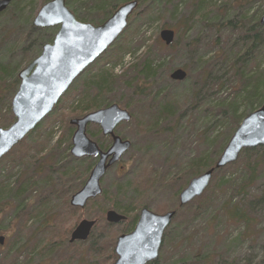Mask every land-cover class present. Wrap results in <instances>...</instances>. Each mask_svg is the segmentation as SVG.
<instances>
[{"label": "rangeland", "instance_id": "374dc122", "mask_svg": "<svg viewBox=\"0 0 264 264\" xmlns=\"http://www.w3.org/2000/svg\"><path fill=\"white\" fill-rule=\"evenodd\" d=\"M179 1L183 2L180 7L182 14L187 13L196 0H170L163 8L171 10V5ZM209 1H212L213 5L216 4V8L222 5V0ZM241 1L244 3L242 9L249 10L250 15H253L254 18L260 16L261 22L264 15V0ZM71 2L67 3L70 10L74 13V9L81 6L83 14H87V7L92 4L91 0H71ZM45 3L44 0H23L17 5L10 4L7 8L10 9L2 12L3 16L0 17V66L9 65L12 67L22 64L20 61L26 48V51L33 53L37 41L34 36L31 37V25L35 28L33 31L38 37L46 38L47 43L53 41L59 26L38 28L33 24L36 14ZM85 6L87 7L85 8ZM137 10L134 13L138 12ZM215 12L216 10L209 12L211 14L209 21L215 19L213 18L216 15ZM132 15L123 34L89 67L88 71H85L77 79V82H74L75 84L61 98V103L56 105L57 109L55 107L26 140L35 147H39L41 141L47 143L45 150L39 153L37 150L32 151L35 164L30 163L26 168L16 167L13 161L20 154L18 147L13 148L14 152L9 158L5 159V155L0 161V236H5L4 245H0V264H109L112 261L109 255L111 252L109 245L113 238L119 235L122 225L110 226L105 216L100 219L99 214L106 213L115 204L127 207L130 201L138 196L143 197L142 201L144 202L138 207V216L144 206L158 214H164L176 206L182 208L176 212L171 225L164 232L158 257L161 262L174 264L183 258L190 262L189 258L193 252L203 250L204 253L213 255L215 264H264V205L257 202L256 206L248 208L249 202H255L256 198L263 194L264 174L247 190L248 194L243 196L232 189V186L236 187L242 183L241 180H244L242 178L244 172L240 169L241 165L235 164V166L228 167V164L223 169L214 171L209 186L202 194L203 196H200L201 200L194 202L192 207H187L192 201L180 206V193L194 178L189 173V160L197 159L199 156H209V158L212 156L211 160H213L212 158L216 156L215 152L219 149L223 150L229 142V139L226 142L225 139L229 134L231 124L222 121V118L216 113L211 115L209 110L207 111L209 103L206 101L210 100L211 105H221L228 98L231 101L232 93L238 85L234 83L236 80L233 82L231 79H227L224 80L225 83L223 82L224 87L221 85L214 87L213 85L209 87V91L207 89L198 90L200 85H195L193 79L177 82L171 79L170 74L178 67H186L189 53L193 52L192 43L194 40H196V52H205V60H210L223 53L233 55L234 43L238 39L239 33H234L232 29L228 28L229 26L221 27L218 30L216 27L199 26L200 22H197L185 35L183 34V40L178 43L176 48H167L170 45H166L160 38V32L163 29L172 28L169 23L171 19L166 16L155 19L154 22L145 24L137 34L136 32H132V34L129 30L135 23V17ZM233 20L236 21V18ZM262 26L264 33V24ZM24 34L29 36L28 40H21V36ZM126 36L129 39L127 48H125V58L121 56L122 65L126 66L132 58L145 61L149 59L155 61L157 65L161 64L158 72L159 83L154 88V90L159 88L158 94H160L157 100L172 105V99H176L178 105L177 107L172 105V107H174L178 118H173L172 122L168 120L162 123L158 130L149 131L145 123L148 97L134 92L138 82L133 85L124 84L123 81L114 83L108 98H112L113 104H118L121 108L128 110L132 116L130 121L120 123L115 129V133L130 140L132 146L122 156L120 163L110 168L101 180L103 194L91 200L85 210L75 212L76 217L82 216L81 219H98L92 235L86 242L70 244L68 240L71 231L67 235L65 244H62L63 239L61 238L64 237L63 233L67 234V231L64 229L65 224L63 225L61 216L58 218L59 216L56 214L64 213L66 208L63 207L64 194L68 195L64 190H68L69 186L63 184L60 176L64 174L65 170L76 171L79 174L84 173L88 164H92L93 167L95 163L94 158L77 159L70 152L72 135L75 131L70 120L79 116L71 114L68 107L74 93L81 87L84 76L99 71L104 65H107L105 61L113 65L118 63L116 72H120L122 65L120 66L119 63L121 61L116 62V58L111 53L120 41L126 39ZM219 60L213 58L215 63ZM24 67V65L20 67L17 75ZM258 67L259 74L264 75V41L262 55L252 65L249 64L246 70L253 71L252 69ZM187 75L190 77L189 72ZM194 75L192 73V77ZM139 83L141 87L147 85L144 81H139ZM169 90L172 97L166 95ZM185 94L189 96V99ZM208 95L209 98H207ZM152 98L153 96L148 100ZM211 105L210 107L216 109ZM1 112L2 115L7 114V106ZM99 129L101 130L98 125L90 124L87 127L88 136L98 143L105 141L110 144L109 138L102 132L99 133ZM169 130H173L174 133H169ZM51 134H53L52 137ZM59 142L61 144L58 146ZM241 160L240 156L237 162ZM41 164H43L42 167H39ZM34 169H40L38 170L40 173L37 172L36 177L31 176L35 172ZM206 171L204 170V172ZM204 172H200L199 175ZM88 175L89 173L85 174L84 179ZM223 175H227V177L223 178ZM24 180L32 182L30 184L32 187L18 196L21 201L23 200V203L29 205L28 211H31L32 215L31 220H28L27 223L25 216L15 218L16 196L13 195L9 198L6 195L9 183L15 192ZM230 181H234L230 188L217 187V184ZM78 182L80 181L77 180L76 183L78 184ZM130 182L132 184L131 188L128 187V196L127 193L123 196L120 189L125 191V186ZM8 201L14 205L13 209L5 205ZM202 204H205L204 209L197 213L196 208ZM231 204H240L246 209L248 222H240L229 217L228 209ZM1 206H4V209H1ZM40 209L46 211L43 216V213L41 214L44 219L43 224L52 226L46 229L42 224L45 233H48L44 238L42 235L35 237L26 231L27 225L34 226L36 224L37 216L35 214H38ZM56 210L57 213L53 214V211ZM138 216L131 230L134 229ZM28 237H31V240L26 244ZM19 242H22L23 245L26 244V247L20 251H15V248L12 250L13 245ZM58 243H61L62 247L56 249L55 247L59 246ZM100 246L102 248L98 252Z\"/></svg>", "mask_w": 264, "mask_h": 264}, {"label": "trees", "instance_id": "16d2710c", "mask_svg": "<svg viewBox=\"0 0 264 264\" xmlns=\"http://www.w3.org/2000/svg\"><path fill=\"white\" fill-rule=\"evenodd\" d=\"M49 0H44V2H47ZM130 0H91L92 4L87 7V14L81 13L82 8L81 6H77V8L74 9V14L76 17L84 22H91L95 25L102 24L111 14L115 11L118 5L121 3L127 2ZM139 1V7L138 12L134 13L132 16L135 17V23L133 24V27L130 28V33L136 32V34L140 31V29L147 23L154 22L155 19H161L164 16L171 19L169 22L171 24V29H173L176 33L175 40L170 46H165L167 48H176L179 42L183 40V37L186 32L191 29L192 25L196 24L197 22H200L199 26L209 27L213 28L216 27L218 30L221 27L229 26L228 28L232 29L235 32L239 33L238 39L234 43V54L229 55L223 53L222 55H216L213 58L220 59L219 62L215 63L213 62V58L210 60H205L206 53L204 52H196V40L192 43V49L189 53L188 59H187V65L186 67L182 68L185 71L187 70L190 73V77L186 79L194 80L195 85H200L198 90L200 89H207L209 91V87L218 86L221 85V87H224V80L231 79L237 86V88L233 91L232 95L233 98L230 101V99H226V102L221 103V105H211L210 100L206 101L209 103V106L206 108L207 111L212 114L216 113L218 116L222 118V121L230 123L231 128L229 129V134L225 139V142L232 137L235 130L238 128L244 117H246L249 113L257 110L262 106L264 103V75H260L259 67L257 69H252L253 71H250L249 69L246 70V68L254 63L255 60H257L262 55L263 50V41H264V33H263V26L260 22V16H256L254 18L253 15H250L249 10L242 9L244 6V3L241 0H222V5H219L218 8L215 7L216 4L213 5L212 1L209 0H196L194 1L193 5L190 6L187 13L180 12V7L182 5V1L177 2L176 4L171 5V10L164 9L163 7L170 2V0H138ZM23 0H12L11 4H19L22 3ZM67 3H72L71 0H67ZM143 4H145L143 6ZM185 4V3H184ZM183 4V5H184ZM143 6V7H142ZM142 7V8H141ZM140 8V9H139ZM163 8V9H162ZM10 9V8H9ZM7 9V10H9ZM6 10V11H7ZM216 10V15H212L213 18H215L212 21H209V12H213ZM164 11V14H163ZM5 12V11H4ZM3 12V13H4ZM3 13L0 14V17L3 16ZM163 15V16H161ZM179 15V17H178ZM230 16H232L230 18ZM236 16V17H235ZM228 18V20H227ZM233 18H236V21L233 20ZM161 21V20H160ZM200 28V27H199ZM35 28L31 25L30 34L31 37H35L36 45H34L33 53H30L29 51H26L23 53V56L21 58V63L18 66H9V65H1L0 66V127L7 128L10 125L13 124L15 121L14 116L12 115L10 101L12 100L14 94L16 93L20 80L18 78L17 72L20 69L22 65L27 66L34 58L38 56V53L41 52L43 45L47 43L46 38L38 37L34 33ZM132 33V34H133ZM184 34V35H183ZM183 35V36H182ZM128 36V35H127ZM125 37L126 39L124 41H120L112 50L111 55L116 58L117 61H121V56L124 57L126 55V49L127 48V41L129 38ZM28 40L29 36L24 34V36H21V40ZM124 39V38H123ZM34 40V39H32ZM34 40V41H35ZM202 51V50H201ZM147 54V53H146ZM125 58V57H124ZM123 61L119 63L121 66ZM105 64L99 71H95L91 74H87L84 76V79L82 81L81 87L76 90V95L74 93V96L71 99L70 106L68 109L70 110V113L82 117L85 114L96 111L99 109H102L104 107H107L111 104L112 98H108L109 93L113 89V85L116 82H122L128 85H133L135 82H138L137 87L135 88L134 92L137 94H140L142 96H145L147 98V109L146 114L147 118L145 119L146 128L149 131L158 130L159 127H161V124L164 122H167L168 120L172 122L173 118H178V115L176 114V111L173 106L178 105V101L176 99H172L173 104L169 103H161L158 98V89L154 90L155 86L159 83V75L158 72L161 68V64H155V61L153 60H141L138 58H132L128 63L122 65L120 72L117 73V64L115 63L110 64L105 61ZM179 68V67H178ZM89 69V68H88ZM88 69L86 71H88ZM186 71V72H187ZM187 72V74H188ZM192 73L195 74L194 77H192ZM252 74H255L254 76ZM264 74V72H263ZM6 78H5V77ZM5 80L3 81V79ZM185 79V80H186ZM223 80V81H222ZM3 81V82H2ZM78 80H76L77 82ZM139 81H144L147 83L143 87L140 86ZM222 81V82H221ZM180 82V81H177ZM224 82V83H223ZM6 83V84H5ZM75 84V83H74ZM147 92V93H146ZM209 93V92H208ZM168 97L171 96V91L169 90V93L166 94ZM176 95V93H175ZM186 97L189 96L185 94ZM235 95V96H234ZM170 97V98H171ZM209 98V95L208 97ZM62 100V99H61ZM61 100L58 104L61 103ZM205 103V102H204ZM187 104V103H186ZM216 107L214 109L213 107ZM7 106V114L2 115L1 111L4 109V107ZM57 109V106L56 108ZM145 109V108H143ZM143 111V110H142ZM9 114V115H8ZM170 126V124H168ZM40 126V125H39ZM38 126V127H39ZM37 127V128H38ZM36 128V129H37ZM35 129V130H36ZM174 129V128H173ZM34 130V131H35ZM34 131H32L24 140H22L16 147H18L20 154L16 156L15 160L13 161L14 165L16 167H23L26 168L29 166L30 163L35 164L34 157H32V151L37 150L38 153L42 150H45L47 147V143L45 141H41L39 147L33 146L30 142L26 141L28 137H30ZM170 131V130H169ZM101 130L99 129V133ZM169 133H174L173 130H171ZM54 134V133H53ZM51 134V137L53 136ZM97 142V141H96ZM98 143V142H97ZM61 144V142L58 143V146ZM99 146L106 150L109 147L108 142H100ZM226 146V145H225ZM225 148V147H224ZM224 150V149H223ZM220 149L216 151V156L212 158L207 157H198L193 158L189 160V173H191V176L196 177L200 174V172H204V170H208L209 168L213 167L218 160L219 156L221 155L222 151ZM14 152V149H12L5 157L9 158ZM242 157V160L239 162H235L233 164H229V166H232L235 164L241 165L242 172H244V180H241L240 184L238 186H232V189L235 190L237 194H241L245 196L248 194V189L252 187L256 181L264 174V146L254 148V149H245L242 154L240 155ZM34 162V163H33ZM43 164H41L42 167ZM94 166V164H93ZM92 164H88L85 168L84 173L79 174L76 171H68L65 170L64 174H61L60 179L63 180V184L68 185V190H64L65 193H68V195L64 194V206L66 207L64 209V213L59 214L57 217L60 218L63 221L64 229L67 231V234L64 235L61 243L65 244L67 240V235L74 230V228L78 225V223L82 220V216L76 217L75 212L76 211H83L80 208H73L71 205H69V198L79 191L83 185L85 184L86 179H84L85 174H90L92 170ZM223 169V168H222ZM40 170V169H38ZM37 169H34V173L31 174V176L36 177L37 172L40 173ZM43 171V170H42ZM89 176V175H88ZM223 178H226L227 175H223ZM78 184L76 183V181ZM82 180V181H81ZM234 181L230 182H223L219 185L217 184V187L221 188V186H225V189L230 188L232 183ZM30 184L32 182H29V180H24L21 182L20 188L16 189L15 192L12 190V187L10 183L7 185V196L10 198L13 195H15V202H16V216L15 218H20L21 216H25L27 218L26 223L28 220H31L30 212L28 211V203H23V200H20L19 195L23 194L25 190L27 191L32 187ZM132 182L130 184H127L126 190L122 191L123 196L127 193L128 196V187L131 188ZM216 187V188H217ZM235 187V188H234ZM133 189V187H132ZM263 194L256 198L255 202H249L248 208H252L257 205V202L260 204L262 203L264 205V189ZM203 196V195H202ZM204 198V197H203ZM143 197L138 196L127 205V207L120 206L118 204L112 205L113 209H116L118 212L126 215L128 217V223L126 224V229L124 231H129L133 227L136 219H137V212L138 207L144 203ZM198 200H201V197H198L195 201H192L187 205V207H192L194 202H197ZM7 206H10L11 204L9 201L5 204ZM4 205V206H5ZM4 206H1V209H4ZM147 207V206H144ZM205 204H202V206H199L196 208V212L200 213L204 209ZM241 207V208H240ZM67 209V210H66ZM180 209L179 206L173 207L171 210H176L178 212ZM38 214H35L37 216V221L34 226H26V231L29 232L31 235L37 237V236H47L48 233H45V227L46 229L52 226H45L46 224H43L44 219H42V216L46 211L40 209ZM3 211V210H2ZM43 213V214H42ZM42 214V216H41ZM229 217L237 220V221H245L248 222V217L246 214V209L242 207L240 204H231L228 209ZM105 216V213L99 214V218L103 219ZM76 217V218H75ZM67 218V221L65 222V219ZM75 218V219H74ZM130 222V223H129ZM43 224V227H42ZM63 229V230H64ZM31 240V237H28L27 243ZM44 242V241H43ZM69 242V240H68ZM115 242V237L111 241L109 246H113ZM61 243H58V247L60 248L62 246ZM26 244H22V242H19L16 245H13L12 250L20 251L24 249ZM49 244V243H47ZM111 247H109L110 249ZM112 251V249L110 250ZM190 262H188L187 259H182L180 261H176L174 264H215V258L213 255L204 253L203 250H196L193 252L190 256ZM149 264H169L166 262L153 261Z\"/></svg>", "mask_w": 264, "mask_h": 264}, {"label": "water", "instance_id": "95a60500", "mask_svg": "<svg viewBox=\"0 0 264 264\" xmlns=\"http://www.w3.org/2000/svg\"><path fill=\"white\" fill-rule=\"evenodd\" d=\"M11 1L0 0V14L7 10ZM138 7V0L124 2L102 24L95 25L79 20L68 7L67 0H49L41 6L33 21L34 26H59V30L53 41L45 43L40 54L18 73L20 84L11 100L15 121L7 128L0 127V161L39 126L73 83L123 34ZM261 23L264 24V15ZM175 36V31L170 28L160 32V38L166 45H171ZM170 77L174 81H184L187 72L176 68ZM131 119L128 110L111 104L70 120L75 127L71 154L77 159H97L83 187L71 196L73 207L84 208L89 201L102 194L101 180L132 146V142L117 135L115 129ZM90 124L99 125L104 136L112 137L107 150H102L88 136L87 127ZM260 146H264V103L244 117L215 166L192 178L181 191L180 206L205 192L215 170L235 163L243 150ZM175 215V210L158 214L147 207L141 209L133 231L118 237L115 247L118 258L114 264H148L157 260L164 232ZM125 219V215L113 209L106 213L108 223L118 224ZM96 222L82 219L71 232L69 243L87 241ZM4 243L5 236H0V245Z\"/></svg>", "mask_w": 264, "mask_h": 264}, {"label": "flooded vegetation", "instance_id": "af4514ba", "mask_svg": "<svg viewBox=\"0 0 264 264\" xmlns=\"http://www.w3.org/2000/svg\"><path fill=\"white\" fill-rule=\"evenodd\" d=\"M98 126H99V125H98ZM99 127H100V126H99ZM33 131H34V130H33ZM101 132H102V131H101ZM29 134H30V133H29ZM29 134H28V135H29ZM116 134H117V133H116ZM28 135H27V136H28ZM117 135H118V134H117ZM27 136H26V137H27ZM119 136H120V135H119ZM26 137H25V138H26ZM120 137H121V136H120ZM107 138H109V140L111 141L110 144H109V147H110V146H111V143H112V137H111V136H107ZM121 138H122V137H121ZM123 139H124V138H123ZM109 147H108V148H109ZM100 148H101V147H100ZM108 148H107V149H108ZM101 149H102V148H101ZM107 149H106V150H107ZM102 150H103V149H102ZM94 159H95V158H94ZM96 160H97V159H95V161H96ZM119 163H120V162H119ZM102 194H103V192H102ZM102 194H101V195H102ZM92 200H93V199H92ZM69 201H71V197H70V200H69ZM69 203H70V205H71V202H69ZM89 204H90V201L87 203L86 207H87ZM71 206H72V205H71ZM72 207H73V206H72ZM86 207H84V208H80V209L85 210ZM9 208L13 209V208H14V205L11 204V205L9 206ZM74 208H78V207H74ZM143 208H145V207H143ZM143 208H142V209H143ZM111 209H113V208H110V209H108V210H111ZM149 209H150V208H149ZM108 210H107V211H108ZM113 210H116V209H113ZM107 211H106V213H107ZM116 211H117V210H116ZM169 211H170V210H168L167 212H169ZM117 212H118V211H117ZM140 212H141V210H140ZM56 213H57V210H56V211H53V214H56ZM106 213H105V218H106ZM118 213H120V212H118ZM120 214H122V213H120ZM56 215H59V213H57ZM123 215H124V214H123ZM139 215H140V213H139ZM125 216H126V215H125ZM83 219H85V218H83ZM138 219H139V216H138ZM92 220H96V221H97V222H96V225H97V223H98V219H92ZM106 221H107V220H106ZM137 221H138V220H137ZM127 223H128V217H127V216H126V219H125L124 221H122L121 223H118V224L122 225V229L119 231V233H118L119 235H118V234H117L118 236L116 235L117 237H115L114 245H113V246H110V247H111L110 250L112 249V251L109 252V255H110L112 261H111L109 264H114V262H115V261L117 260V258H118L117 254H116V252H115V247H116V243H117L118 237H119L120 235H122V234H126V233H129V232L133 231V230H129V231L126 230V231H124V230L126 229V224H127ZM109 224H110V226L118 225V224H112V223H109ZM136 224H137V222H136ZM96 225H95V226H96ZM95 226H94V228H95ZM135 226H136V225H135ZM94 228H93V229H94ZM134 228H135V227H134ZM168 228H169V227H167V230H168ZM167 230H166V231H167ZM92 232H93V230H92ZM92 232H91V235H92ZM70 235H71V234H70ZM91 235H90V236H91ZM69 239H70V238H69ZM77 242H86V241H76V242H74V243H77ZM74 243H70V244H74ZM110 243H111V242H110ZM101 248H102L101 246L98 248V252L101 251ZM158 260H159V259H157L156 261H158ZM37 264H43V263H37ZM148 264H149V263H148Z\"/></svg>", "mask_w": 264, "mask_h": 264}]
</instances>
